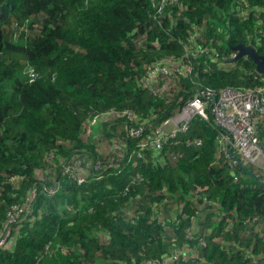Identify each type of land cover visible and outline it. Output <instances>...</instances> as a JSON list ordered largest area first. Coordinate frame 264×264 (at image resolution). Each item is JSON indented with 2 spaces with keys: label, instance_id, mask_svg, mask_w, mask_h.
Masks as SVG:
<instances>
[{
  "label": "trees",
  "instance_id": "obj_1",
  "mask_svg": "<svg viewBox=\"0 0 264 264\" xmlns=\"http://www.w3.org/2000/svg\"><path fill=\"white\" fill-rule=\"evenodd\" d=\"M156 10L151 0H0V264H149L174 249L169 264H264V168L231 165L212 123L194 116L161 148L134 152L198 90L263 84L247 55L223 57L237 43L264 54V0ZM188 37L208 51L182 59ZM168 56L182 73L144 85ZM95 114L101 134L91 135ZM13 205L23 210L8 221Z\"/></svg>",
  "mask_w": 264,
  "mask_h": 264
},
{
  "label": "built area",
  "instance_id": "obj_2",
  "mask_svg": "<svg viewBox=\"0 0 264 264\" xmlns=\"http://www.w3.org/2000/svg\"><path fill=\"white\" fill-rule=\"evenodd\" d=\"M157 3L155 15L158 17L162 7L168 3H176L178 0H151ZM185 45L183 58L188 55H195L199 52L208 51L200 45L195 38L190 39ZM189 50V54L187 50ZM236 50L224 59L236 57ZM164 73L168 76L182 73V60L172 57H164L161 61L152 63L145 72L142 80L144 85H149L150 78L156 73ZM263 84L258 87L248 86H225L218 91L200 89L195 95L188 98L171 117L165 119L160 125L155 127L149 137L141 138L137 145L139 148L134 151L141 156L143 148H161L165 136H174L178 131H185L192 117L198 116L201 119L212 123L217 129V138L224 156L231 165L243 162H251L264 168L258 163L260 157L264 159V145L260 142L259 134L256 130L257 121L264 117V74L261 77ZM98 114L85 122L87 130L91 124L97 123ZM141 127L130 129L128 135H138ZM200 142V139H197ZM73 169L77 182L85 179V174L76 170V165L66 167ZM52 192L53 189H47ZM22 207L13 205L8 212V221H13L22 212ZM8 229L6 228L0 235V245L5 242ZM177 249H174L168 258L154 259L149 264H169L172 258L178 257ZM194 264H199L196 262Z\"/></svg>",
  "mask_w": 264,
  "mask_h": 264
},
{
  "label": "water",
  "instance_id": "obj_3",
  "mask_svg": "<svg viewBox=\"0 0 264 264\" xmlns=\"http://www.w3.org/2000/svg\"><path fill=\"white\" fill-rule=\"evenodd\" d=\"M232 48L233 50H237L236 57L233 59L242 54L247 55L254 62L256 71L264 74V54L258 53L252 44L237 43Z\"/></svg>",
  "mask_w": 264,
  "mask_h": 264
},
{
  "label": "rangeland",
  "instance_id": "obj_4",
  "mask_svg": "<svg viewBox=\"0 0 264 264\" xmlns=\"http://www.w3.org/2000/svg\"><path fill=\"white\" fill-rule=\"evenodd\" d=\"M166 85V84H165ZM264 118H262L261 119V121L263 120ZM99 124H91L90 125V127H89V129H88V131H89V133L91 134V135H93V134H95V133H97L98 131H99V133L101 134V130H99ZM117 148H115V150H116ZM114 150V151H115ZM121 148L119 149V153H121ZM263 162H264V159H263V156L262 157H260V159L258 160V163H260V164H263Z\"/></svg>",
  "mask_w": 264,
  "mask_h": 264
},
{
  "label": "crops",
  "instance_id": "obj_5",
  "mask_svg": "<svg viewBox=\"0 0 264 264\" xmlns=\"http://www.w3.org/2000/svg\"><path fill=\"white\" fill-rule=\"evenodd\" d=\"M197 224V223H196Z\"/></svg>",
  "mask_w": 264,
  "mask_h": 264
}]
</instances>
